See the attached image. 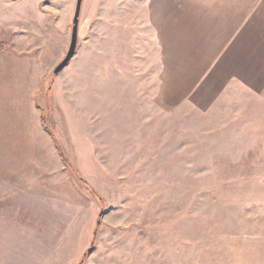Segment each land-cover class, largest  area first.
Listing matches in <instances>:
<instances>
[{
    "label": "rangeland",
    "instance_id": "374dc122",
    "mask_svg": "<svg viewBox=\"0 0 264 264\" xmlns=\"http://www.w3.org/2000/svg\"><path fill=\"white\" fill-rule=\"evenodd\" d=\"M132 2L54 74L76 0H0V264H264V104L166 101Z\"/></svg>",
    "mask_w": 264,
    "mask_h": 264
},
{
    "label": "crops",
    "instance_id": "0c3cea01",
    "mask_svg": "<svg viewBox=\"0 0 264 264\" xmlns=\"http://www.w3.org/2000/svg\"><path fill=\"white\" fill-rule=\"evenodd\" d=\"M132 3L134 13L142 11L134 22L147 23L156 42L166 101L204 111L220 96L234 94L264 104V0ZM29 150L42 152L44 145Z\"/></svg>",
    "mask_w": 264,
    "mask_h": 264
},
{
    "label": "water",
    "instance_id": "95a60500",
    "mask_svg": "<svg viewBox=\"0 0 264 264\" xmlns=\"http://www.w3.org/2000/svg\"><path fill=\"white\" fill-rule=\"evenodd\" d=\"M82 1L83 0H76L70 46L64 59L55 67L54 74H58L68 64L69 60L75 53L77 34H78V22H79V15H80Z\"/></svg>",
    "mask_w": 264,
    "mask_h": 264
},
{
    "label": "trees",
    "instance_id": "16d2710c",
    "mask_svg": "<svg viewBox=\"0 0 264 264\" xmlns=\"http://www.w3.org/2000/svg\"><path fill=\"white\" fill-rule=\"evenodd\" d=\"M45 118H43L42 119V123L44 124L45 123ZM47 122V121H46ZM45 125V124H44ZM46 127V129L48 130V131H50L49 129H48V127L47 126H45ZM52 132V131H51ZM69 164V163H68ZM69 168H71L70 166H69ZM73 170H74V172H76V170L74 169V168H72ZM99 225V221L97 222V226ZM96 233H97V227L95 228V230H94V234H93V238H94V236L96 235ZM90 252V250H88L84 255H83V257L86 255V254H88ZM83 260V259H82ZM81 260V261H82ZM80 261V262H81ZM79 264H81V263H79Z\"/></svg>",
    "mask_w": 264,
    "mask_h": 264
}]
</instances>
